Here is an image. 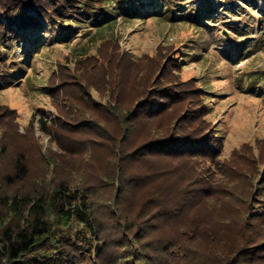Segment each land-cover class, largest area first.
<instances>
[{
    "label": "rangeland",
    "instance_id": "374dc122",
    "mask_svg": "<svg viewBox=\"0 0 264 264\" xmlns=\"http://www.w3.org/2000/svg\"><path fill=\"white\" fill-rule=\"evenodd\" d=\"M96 8L69 28L42 21L8 48L0 40V175L24 154L29 174L17 187L68 184L88 200L102 239L76 220L54 223L46 255L57 264H227L230 248L262 253L264 88H240L236 73L264 71V45L255 47L264 0ZM197 8L211 10L203 32L192 27ZM187 137L211 145V159L180 158ZM147 143L151 151L126 156Z\"/></svg>",
    "mask_w": 264,
    "mask_h": 264
},
{
    "label": "trees",
    "instance_id": "16d2710c",
    "mask_svg": "<svg viewBox=\"0 0 264 264\" xmlns=\"http://www.w3.org/2000/svg\"><path fill=\"white\" fill-rule=\"evenodd\" d=\"M112 3H114V0H0V40L2 39L4 46L5 43L11 41L18 42L20 40L19 30H24L30 26L39 28L42 26V21L48 23L54 30L58 28L64 29L65 27L63 26L69 28V21L73 17L82 19L87 15L91 16L97 9L96 5L103 6ZM225 3L233 5L234 0H225ZM83 6L86 9L85 14H81ZM85 9L83 8V10ZM155 9L157 10L155 13H158L159 9ZM29 10H33L37 17L30 14ZM210 11L207 16H204L205 10L195 9V22L199 27H192L203 32L208 27L206 17H210ZM159 13V15L164 14L163 16L166 18L174 15L169 9L161 10ZM3 18L5 22L2 21ZM200 20L201 23L199 24ZM227 24L230 25L229 23ZM233 29L240 32L235 26H233ZM222 38L224 39V35ZM224 41L228 43L227 39H224ZM262 45H264V37L257 41L255 47H262ZM2 51L4 52L5 50L3 49ZM84 55L87 54H80L81 57H84ZM0 56H2L1 52ZM244 57L247 59L249 56ZM94 67L97 66L94 65ZM236 81L237 85L244 90L248 88L255 90L258 87L263 89L264 71L257 68H252L248 71L243 70L236 73ZM69 83H75L74 86L76 87L79 85L76 81H70ZM47 93L53 98L55 97L53 93H49V91ZM139 103L148 104L149 102L141 101ZM133 113L130 112L127 117ZM189 139L187 137V139L183 140V142L187 140L188 144L183 145V153L180 158H199L203 156L211 159L210 150L214 149L211 148V145L208 149H205V145L201 143L205 140L201 139V141L198 137ZM172 143L170 142V145H175V148L170 147V149L172 151L174 149L180 151V147L178 148V145ZM154 146L162 149L161 153L165 149V145H161L159 142H156ZM152 148L153 144L147 143L126 156H130L133 159V156H136L139 152L144 154V152L151 151ZM6 150L7 148L4 147L3 152H6ZM164 153L168 154L169 152L164 151ZM123 159L124 157H120L119 161ZM28 174L27 158L24 154H19L15 158L13 170L0 175V264H48L46 260L57 264L61 261L62 259L60 258L52 260L51 256L46 255L47 249L49 250V246H52V242L55 240L52 236L54 223L58 226H65L76 220L84 225L94 238L102 241L96 231L88 200L84 195L79 192L73 193L69 185L64 182L59 183L52 192H44L37 188L25 190L17 187L19 183L26 179ZM120 175L118 174V176ZM118 176L116 179H119ZM12 187H15L16 190ZM171 209L174 212L175 206ZM64 242H67V239ZM168 247L165 245L164 249H168ZM255 248L256 246L247 248L243 244L238 249H228L225 252L228 260L227 264H250L254 258L264 261V250H262V253L256 254L254 253ZM51 253L53 254V252ZM163 253L162 250L161 255ZM168 254L169 249L165 252L164 257H168Z\"/></svg>",
    "mask_w": 264,
    "mask_h": 264
}]
</instances>
